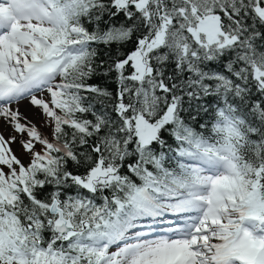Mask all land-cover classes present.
I'll list each match as a JSON object with an SVG mask.
<instances>
[{"label":"snow or ice","instance_id":"snow-or-ice-1","mask_svg":"<svg viewBox=\"0 0 264 264\" xmlns=\"http://www.w3.org/2000/svg\"><path fill=\"white\" fill-rule=\"evenodd\" d=\"M0 264H264V0H0Z\"/></svg>","mask_w":264,"mask_h":264}]
</instances>
